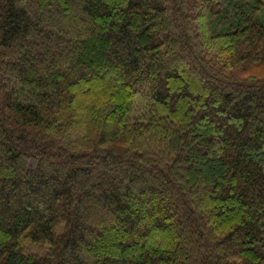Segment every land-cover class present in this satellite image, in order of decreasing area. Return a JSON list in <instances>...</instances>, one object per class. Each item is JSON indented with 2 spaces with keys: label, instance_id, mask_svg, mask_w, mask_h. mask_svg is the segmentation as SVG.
Returning <instances> with one entry per match:
<instances>
[{
  "label": "trees",
  "instance_id": "obj_1",
  "mask_svg": "<svg viewBox=\"0 0 264 264\" xmlns=\"http://www.w3.org/2000/svg\"><path fill=\"white\" fill-rule=\"evenodd\" d=\"M0 264H264V0H0Z\"/></svg>",
  "mask_w": 264,
  "mask_h": 264
},
{
  "label": "bare ground",
  "instance_id": "obj_2",
  "mask_svg": "<svg viewBox=\"0 0 264 264\" xmlns=\"http://www.w3.org/2000/svg\"><path fill=\"white\" fill-rule=\"evenodd\" d=\"M90 98V97H89ZM130 130V129H129Z\"/></svg>",
  "mask_w": 264,
  "mask_h": 264
}]
</instances>
